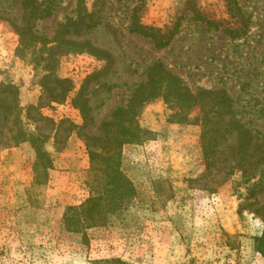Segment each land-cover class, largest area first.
Returning a JSON list of instances; mask_svg holds the SVG:
<instances>
[{
  "label": "rangeland",
  "instance_id": "374dc122",
  "mask_svg": "<svg viewBox=\"0 0 264 264\" xmlns=\"http://www.w3.org/2000/svg\"><path fill=\"white\" fill-rule=\"evenodd\" d=\"M38 1L49 14L30 21L37 38L24 47L23 0H0V264H264L255 248L264 191L249 196L254 182L231 171L229 147L208 170L200 106L179 122L163 97L137 117L151 138L122 147L137 197L104 226L70 230L63 218L90 197L86 136L104 133L100 124L128 104L156 61L194 92L227 90L235 118L264 136V0H238L233 14L228 0ZM134 15L164 30L179 22L171 44L159 49L132 32ZM48 74L73 82L63 101L46 98ZM82 89L87 121L74 104ZM24 134L31 140H11ZM39 145L48 169H36ZM154 180L167 182L160 195Z\"/></svg>",
  "mask_w": 264,
  "mask_h": 264
},
{
  "label": "trees",
  "instance_id": "16d2710c",
  "mask_svg": "<svg viewBox=\"0 0 264 264\" xmlns=\"http://www.w3.org/2000/svg\"><path fill=\"white\" fill-rule=\"evenodd\" d=\"M230 12L240 11L238 0H228ZM24 8L28 10V24L20 28L21 44L25 47L32 44L27 38L34 34L30 21L44 17L49 13L41 14L38 0H23ZM179 22L172 28L149 26L133 16L131 31L151 38L159 49L168 47L173 41ZM234 37L238 30H228ZM53 49V48H52ZM50 81L55 82L51 86ZM44 93L49 102L63 101L73 90V82L65 78L45 76L43 83ZM163 97L178 108L179 122L189 121L190 111L201 108V123L203 125L202 143L203 153L208 170L214 168L219 160V153L223 147L232 150L235 158L231 171L238 170L246 182H254L249 189V196L256 197L264 191V136H256L246 124L235 118L234 100L225 89H199L194 92L184 84L182 79L174 74L163 61L152 63L147 69L146 80L141 82L125 106L117 107L112 118L100 124L103 134L86 136V145L90 155L91 167L88 174L90 197L79 206H70L64 213V223L68 229L81 224L90 227L107 225L111 217L124 212L129 204L137 197L138 188L122 168V147L126 144L142 143L151 138L153 132L142 127L137 121L140 110L150 101ZM74 104L81 110L86 121L89 119V99L85 97L83 89L74 99ZM231 137L235 141L228 142ZM13 142L27 141V136L13 135ZM32 141L39 143V139ZM52 167V160L46 150L37 147L36 169ZM158 195L163 192L161 180L152 181ZM173 197L172 190L167 199ZM264 217V206L255 210ZM255 248L264 256V230L255 237Z\"/></svg>",
  "mask_w": 264,
  "mask_h": 264
}]
</instances>
